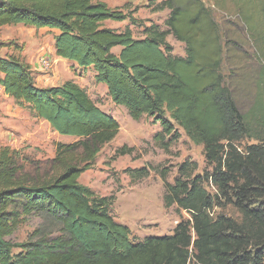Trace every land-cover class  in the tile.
Returning <instances> with one entry per match:
<instances>
[{"label":"trees","instance_id":"trees-1","mask_svg":"<svg viewBox=\"0 0 264 264\" xmlns=\"http://www.w3.org/2000/svg\"><path fill=\"white\" fill-rule=\"evenodd\" d=\"M233 1L257 42L252 0ZM247 3L251 7L245 9ZM156 9L169 10L167 29L143 26L141 38L128 26L122 31L105 26V21L136 25L140 20L102 0H0V27L56 30L57 57L91 67L95 82L103 84L112 102L125 107L133 120L158 115L162 131L155 139L162 147H168L164 135L174 130L163 117L166 113L195 144L203 145L210 172L195 174L197 164L185 161L173 183L163 177L164 205H176L191 220L179 221L170 235L131 240L130 229L111 214L114 197L97 196L78 181L100 148L116 137L118 121L75 81L39 86L22 54L0 55L4 93L28 106L59 135L79 138L57 145L52 162L58 173L38 183L16 178L14 152L0 147V264H262L260 251L252 255L247 249L251 241H264V214L245 201L264 196V65L259 64L254 76L251 105L242 112L225 83V43L205 2L163 0ZM170 34L185 44L184 56L171 54L166 40ZM6 45L0 42V48ZM244 138L261 144L240 149ZM133 149L121 146L115 154ZM76 150L82 152L77 156ZM147 173L145 167L131 170L134 178ZM204 179L216 194L207 191ZM230 184L236 186L234 203L242 224L211 214L218 195L228 196ZM31 213L55 220L59 233L49 237L36 230L26 240L11 241L22 216Z\"/></svg>","mask_w":264,"mask_h":264},{"label":"rangeland","instance_id":"rangeland-1","mask_svg":"<svg viewBox=\"0 0 264 264\" xmlns=\"http://www.w3.org/2000/svg\"><path fill=\"white\" fill-rule=\"evenodd\" d=\"M110 8L131 11L140 20L132 25L129 20L106 22L105 25L122 31L130 27L133 36H143V26L157 25L166 30L165 20L169 10H157L163 0H103ZM210 8L220 26L225 43L221 71L225 83L242 112L248 110L254 93V76L259 64L264 65V0H252L253 23L257 29V42L250 36L238 7L233 0H203ZM251 7V6H250ZM247 5L245 9L250 8ZM55 31L34 28L22 24L0 27V42L7 44L0 48V55H23L30 65L34 79L39 86H52L67 80L75 81L90 95L98 107L112 115L119 123L116 137L104 144L97 153L92 165L84 171L78 181L92 190L97 196H113L110 207L114 219L126 225L131 231V240H142L147 236L170 235L177 223L191 220L185 210L176 205L166 207L163 202L164 181L173 183L178 175V167L185 161L197 164L195 174L211 171L207 163L203 145L195 144L185 131L174 123L169 113L163 117L173 125L172 134L164 135L168 147H162L155 135L162 131L158 115H144L133 120L125 107L115 105L103 84L96 83L92 69L79 68L74 62L59 58L54 52ZM172 48V55L184 56L185 44L171 34L166 38ZM263 42H261V41ZM21 48V50H20ZM120 48H114L118 53ZM2 75L0 74V78ZM45 79L46 81H43ZM176 133V137H172ZM78 137L59 135L43 119L35 116L26 105H19L4 93L0 85V147H8L14 152L15 177L27 183L48 181L55 177L58 169L53 158L58 144L76 143ZM251 144H261L258 140L244 138L239 148ZM121 146L133 147L131 153L116 155ZM77 156L81 150L75 151ZM145 167L144 177L134 178L131 170ZM243 182L240 179V184ZM204 187L210 194L216 190L204 179ZM228 196L218 195L211 214H222L242 224V214L234 203L236 186L230 184ZM246 205L264 214V196L247 199ZM60 226L55 220L41 213L22 216V221L9 239L13 242L26 240L39 230L40 234L52 237L59 233ZM260 242V241H259ZM251 241L247 251L254 255L260 251L264 264V241ZM190 264H196L191 260Z\"/></svg>","mask_w":264,"mask_h":264},{"label":"crops","instance_id":"crops-1","mask_svg":"<svg viewBox=\"0 0 264 264\" xmlns=\"http://www.w3.org/2000/svg\"><path fill=\"white\" fill-rule=\"evenodd\" d=\"M103 1V0H102ZM106 22H108V21H105L104 23H106ZM110 22H113V21H110ZM106 26V25H105ZM53 31H55V34H57V31L56 30H53ZM65 60H67V59H65ZM67 61H70V60H67ZM71 62V61H70ZM73 62V61H72ZM75 63V62H74ZM79 68H84V67H81V66H79L77 63H75ZM85 69V68H84ZM87 69H92L91 67H87ZM43 81H46L45 79H43Z\"/></svg>","mask_w":264,"mask_h":264},{"label":"built area","instance_id":"built-area-1","mask_svg":"<svg viewBox=\"0 0 264 264\" xmlns=\"http://www.w3.org/2000/svg\"><path fill=\"white\" fill-rule=\"evenodd\" d=\"M240 150V149H239ZM211 185V184H210ZM214 189H215V187L213 186V185H211ZM216 190V189H215Z\"/></svg>","mask_w":264,"mask_h":264}]
</instances>
